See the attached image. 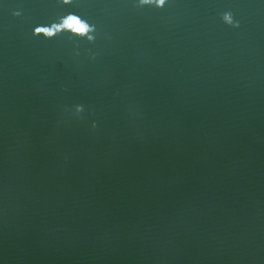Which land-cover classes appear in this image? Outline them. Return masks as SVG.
Returning a JSON list of instances; mask_svg holds the SVG:
<instances>
[{
	"label": "water",
	"instance_id": "95a60500",
	"mask_svg": "<svg viewBox=\"0 0 264 264\" xmlns=\"http://www.w3.org/2000/svg\"><path fill=\"white\" fill-rule=\"evenodd\" d=\"M0 264H264V0H0Z\"/></svg>",
	"mask_w": 264,
	"mask_h": 264
},
{
	"label": "clouds",
	"instance_id": "9594fccd",
	"mask_svg": "<svg viewBox=\"0 0 264 264\" xmlns=\"http://www.w3.org/2000/svg\"><path fill=\"white\" fill-rule=\"evenodd\" d=\"M61 3L67 5L72 2V0H60ZM168 0H136V7L137 8H144V7H155V8H163L167 4ZM14 16H20L21 12L16 11L13 13ZM69 18L71 21V25H74V31L76 33L82 34L79 36H86L90 42H95L96 36L93 35L96 33L97 29L96 26L93 24L88 23L86 20L81 19L78 16L73 14H69ZM222 20L225 24L233 27L239 28L240 23L236 20L231 12H224L222 14ZM70 25V26H71ZM57 26L56 25H48V26H37L34 28V35L36 36H43L45 39H51L56 35ZM42 34V35H40ZM95 57L93 56V59ZM77 112L84 111L83 105L76 106ZM93 127H96L94 124Z\"/></svg>",
	"mask_w": 264,
	"mask_h": 264
}]
</instances>
